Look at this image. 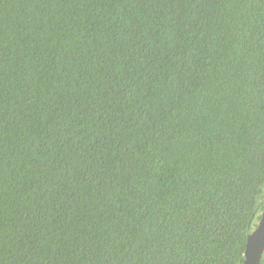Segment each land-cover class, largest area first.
<instances>
[{
  "label": "trees",
  "instance_id": "16d2710c",
  "mask_svg": "<svg viewBox=\"0 0 264 264\" xmlns=\"http://www.w3.org/2000/svg\"><path fill=\"white\" fill-rule=\"evenodd\" d=\"M263 207L264 0H0V264H243Z\"/></svg>",
  "mask_w": 264,
  "mask_h": 264
},
{
  "label": "water",
  "instance_id": "95a60500",
  "mask_svg": "<svg viewBox=\"0 0 264 264\" xmlns=\"http://www.w3.org/2000/svg\"><path fill=\"white\" fill-rule=\"evenodd\" d=\"M264 253V207L255 228L247 235L243 264H259Z\"/></svg>",
  "mask_w": 264,
  "mask_h": 264
}]
</instances>
